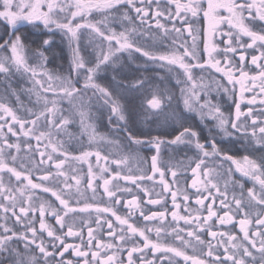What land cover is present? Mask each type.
<instances>
[{"label": "snow or ice", "instance_id": "obj_1", "mask_svg": "<svg viewBox=\"0 0 264 264\" xmlns=\"http://www.w3.org/2000/svg\"><path fill=\"white\" fill-rule=\"evenodd\" d=\"M121 6H124L122 20L127 26L116 31L109 21L113 10ZM93 12L102 14L101 19H89ZM197 17L206 20V29L197 30L193 26ZM0 20L10 26L27 21L40 22L49 30L59 29L72 46L74 71L77 74L83 72V86L78 89L71 77L53 74L47 69L43 52L39 53L40 63L30 64L19 36L8 44L6 57L0 59V73L8 75L14 69L25 74L32 83L26 94L31 97L34 93L36 103L42 104L34 110L22 104L19 96L13 93L19 106L14 107L6 96H0V252L11 250L16 256L15 264H180L177 257L182 258L183 264H249L253 249L264 258V163L248 155L243 156L242 161L238 160L218 149L214 142L206 146L195 131L186 128L167 142L177 144L187 140L195 145L199 156L188 165L173 163L165 170L158 162L160 145L165 141L156 137L150 141L157 153L151 157L152 174L144 171L139 176L122 175L124 169L121 165L127 164L131 153L117 152V158L110 160V154H101L104 145L92 135L88 146L94 147V152L82 148L80 155H71L64 142L55 139L66 130L76 114L84 125L91 116L93 98L108 106L117 122L125 121L119 100L98 84L95 77L98 68L111 61L117 53L135 51L162 67L182 73L178 83L181 84L185 108L197 112L202 119L214 120L225 135L240 134L264 147V31H253L249 27L250 21L264 22V0H0ZM81 30H87L96 42L95 66H88L81 56L77 43ZM137 35H152L153 38L158 35L170 43L166 51H154L139 46ZM48 43V40L44 41L45 45ZM3 47L0 44V48ZM210 69L227 77L228 84L233 86L230 90L216 83V91L223 90L235 96V86L240 85V99L235 101L234 117L226 115L219 105L212 102V86L203 84V75L199 78L195 75L196 70L203 74ZM48 92L57 94L60 100H68L71 107L67 112L57 107L56 100L47 99L45 94ZM245 92L253 93L247 100L249 107L246 112L241 109ZM258 96L261 97L260 110L254 107ZM162 103V97L157 94L146 101L147 108L152 111L161 109ZM99 139L113 147L118 146L116 141L106 136ZM129 139L137 145L144 142L141 138L130 136ZM22 145L27 149L26 164L20 155ZM37 153L39 161L33 159ZM93 155L96 171L90 160ZM69 159L79 164L66 169ZM17 161L20 162L18 166ZM101 161L105 162L103 166ZM84 163L88 166L86 189L81 188L84 177L80 173ZM232 165H235V171L253 182V186L247 188L246 196L243 186L232 179ZM187 171L197 177L191 182L195 191L179 187L173 190V185H179L181 176ZM35 172L42 173L38 177L39 182L33 180ZM157 174L159 184L153 183L148 187L147 183L154 182ZM169 174L170 181L166 179ZM187 179L185 177V183ZM122 180L134 185L135 191L133 187H122ZM229 185H238L240 195L233 193L229 198ZM157 186L161 189L159 192L155 191ZM100 188L109 201L103 207V199L96 201ZM37 189L51 193L60 207L38 197ZM73 189L81 197L85 191L91 190L89 199L92 202L85 201L79 213L92 217L91 210L94 209V220H82L76 224L77 211L70 206ZM169 195L174 209L171 211L167 206ZM179 196L182 200L178 202ZM193 197L198 206L195 209L190 203ZM217 202L218 207L214 208ZM118 205L128 210L127 216L117 214L115 208ZM182 207L185 215L179 214ZM156 208L159 210H154ZM205 211L206 216L203 215ZM169 212L171 220H168ZM69 213H73L71 223L65 220ZM240 214H243L238 220L242 237L231 231L214 230L217 224L235 228L234 220ZM46 216L53 217L59 227L48 224ZM111 217H115L118 223ZM141 221L143 227L140 226ZM180 221H183V226ZM105 225L110 238L108 242H102L99 234ZM153 232L156 242L150 235ZM201 233H206L211 239L205 241ZM166 237L179 241V245L166 243ZM69 238L78 239L79 244L68 243ZM189 238H194L195 243ZM14 242H23V253L14 248ZM189 247L192 255L185 251ZM70 250L76 260L65 259V253Z\"/></svg>", "mask_w": 264, "mask_h": 264}, {"label": "trees", "instance_id": "obj_2", "mask_svg": "<svg viewBox=\"0 0 264 264\" xmlns=\"http://www.w3.org/2000/svg\"><path fill=\"white\" fill-rule=\"evenodd\" d=\"M82 2H90V0H82ZM91 2H103V0H91ZM123 12L124 6H121L118 10H113L109 24L116 31H121L127 26L122 20ZM101 15L93 12L89 19L99 20ZM21 24L26 25L13 31L16 27L12 28L7 22L0 20V44L4 45L3 48H0V59L6 57L8 44L19 36L25 45L27 59L30 64L40 63L39 53L43 52L46 57V67L51 73L71 77L77 83L76 87L78 89L82 88L83 72L77 74L74 71L72 46L68 37L59 29L49 30L40 22L23 21L19 23V25ZM45 40L49 41L47 45L44 44ZM136 40L139 46L154 51L163 52L168 47L167 39H161L158 35H155V38L152 35H137ZM77 43L85 63L88 66H95L97 64V50L92 35L87 30H81L78 34ZM95 79L98 84L107 88L119 100L125 121L117 122L115 117L111 116L108 106L93 98L91 100V116L85 120L84 125L80 122V116L76 114L71 118L66 130L55 137V139L64 142L71 155L81 153L82 148L94 152L95 148H89L88 146L89 133L86 128L93 129L88 127L89 125L94 127L95 136L118 138V141L124 143L130 140V136L141 139L157 137L159 132H155L156 135H154L149 131L150 128L157 130L162 126H173L172 122L175 121V116L178 113L180 114L181 105L178 96L180 95V83L178 81L182 79V73L179 70H169L162 67L158 62L144 57L141 53L135 51L117 53L111 61L98 68ZM138 81L140 83H137ZM53 86L55 87V84ZM31 87V81L21 72L13 69L8 75L0 73V96H6L14 107H19L16 104V95L19 96L20 102L29 108L37 110L42 107V104L36 103L34 93L31 97L26 94V90ZM38 90L42 92V89L38 88ZM13 93L16 95H13ZM153 94H157L163 99L162 104L165 107L162 109L164 113L162 119H159L152 110L147 108L146 101ZM45 95L49 101L56 100L57 107L65 110V112L71 107L68 100H60L59 96L53 92H48ZM88 95H91V92ZM170 101H172V104H170ZM49 106L52 105L49 104ZM73 111L75 112V109ZM160 121L164 123L160 124ZM32 143L34 142L32 141ZM25 153H27V149L23 148L20 155L26 164L28 155ZM19 163L17 161V166ZM11 257V261L7 259L4 264H15L14 256L11 255Z\"/></svg>", "mask_w": 264, "mask_h": 264}, {"label": "flooded vegetation", "instance_id": "obj_3", "mask_svg": "<svg viewBox=\"0 0 264 264\" xmlns=\"http://www.w3.org/2000/svg\"><path fill=\"white\" fill-rule=\"evenodd\" d=\"M225 15L227 13H224ZM193 26L195 28H197V30L200 29H206L207 28V22L203 17H197L194 21H193ZM221 27L226 28V25H222ZM249 27L253 30V31H264V22L259 21V20H255V21H250L249 22ZM185 35H187V33H185ZM245 40H247V37H245ZM189 42L191 43V41L189 40ZM203 47V45L201 44V48ZM222 47V45H221ZM203 55V53H201ZM205 59H207V57H204ZM196 76L197 78L200 75L206 76V80L204 81L206 83V85L208 84V82H214V87L213 91L211 92V99L212 102L219 105V107L221 108V110L226 114V115H230L232 114V116L234 117L235 114V101H239L240 99V85L237 84L235 86V96H231L230 94L224 92L223 90L220 91H216L215 89V85L216 83H220L225 85L226 87H228L230 90H233V86L231 84H228L227 81V77H224L221 73H217L215 71H213V69H210L209 72L203 73L201 74L199 72V70H196ZM255 74V73H253ZM211 75L210 79L211 81L208 80V76ZM238 76V73H237ZM247 83V82H246ZM180 85V95L179 96V104L181 105V108L179 110L180 114L178 113L175 116V121L173 120L172 125L173 126H169L167 125V127L162 126L159 127L157 130H155L154 128H150V132H152L154 135L155 132H159L158 136L159 138H161L163 141H165L164 143H162L160 145V149H159V153H158V162L160 163V165L162 167L166 168L173 163H179V162H183L185 165H188L189 162L191 160L196 159L199 156V151L195 148V145L189 141H185L183 143H177V144H172V143H168L167 141L172 140L176 135H178L181 131H183L184 129H191L193 131H195L197 133V137L198 139L202 142L205 143L206 146H210V144L212 142H214L216 144V146L218 147V149H220L222 152L227 153L228 155H232L233 157L237 158L238 160L242 161V157L245 155L250 156L251 158H254L257 160V162L259 163H264V147H261L259 145H257L254 141H252L251 139L240 135V134H233V135H225L223 131H221L219 129V127L217 126L216 122L210 118H206V119H202L200 117V115L195 112V111H191L188 110L186 108H184L183 102H182V97H181V84ZM257 92H258V88H257ZM203 95V94H202ZM253 93L251 92H245L244 93V97L245 100L243 103H241V109L242 111H247L249 105L247 104V100L250 99L252 97ZM261 99L260 96L257 97V105H255L254 107L257 110H260V105H259V100ZM170 104H172V101H170ZM164 104H162L161 109L159 110H155L152 111L155 115L158 116L159 119L164 118L163 116V112L162 109H164ZM160 124H163V121L159 122ZM151 137V136H150ZM109 138L110 140L116 141L118 143V146L113 147V145H109V144H105V142H103V140L97 139L98 142H103L100 143L102 145H104V151L101 153L102 155L105 154H110V160L111 159H115L117 158V152H123L125 154L131 153V157L128 159L127 164L126 165H121V168L124 169V171L122 172V175L124 174H132L135 176H139L141 175L144 171H148V174L151 175L152 173L150 172V166H151V157L153 155H157L156 153V149L154 148V146L152 145V143L150 142L153 138H146L143 139V143L141 144H135L133 143L131 140H129L128 142H122V141H118V138ZM156 138V137H154ZM33 145L35 146V144L33 143ZM96 150V149H95ZM94 150V151H95ZM79 154H75V155H80ZM138 154V156H137ZM94 159L93 162H95V156L93 155ZM34 159V157H33ZM35 160V159H34ZM105 162L101 161V166L104 165ZM209 165L212 166L211 161H208ZM76 164H79V162L73 163L71 161V159H69V161L66 162L65 168L66 169H70V167H74L76 166ZM86 164V163H85ZM83 165L82 164V170H81V175L84 177V179L82 180V184H81V188L82 189H86L87 188V171H85V169H83ZM192 167H194V164L191 165ZM112 167L114 168L115 165L113 164ZM233 168V177L232 179L237 180L239 182L240 185L243 186V189L245 190V196H246V190L249 187L253 186V182L246 178L243 177L241 175V173L235 171V165H232ZM97 169L94 167V171H96ZM130 170V171H129ZM53 171H55V169H53ZM42 173L39 172H35L33 174V180L34 182H39L38 177L41 175ZM185 177H187V183H185ZM166 179H168L169 181L171 180V176L170 174L168 176H166ZM192 179H197V177H193L191 171H187L184 176H181V180H180V184L179 185H173V190H175L177 187L183 189V188H188L190 191L194 192L195 189L191 188V182ZM202 179V177L200 178ZM75 182L73 181V184ZM98 183L102 184V181H98ZM153 183H155L156 185L159 184V176L158 174L155 176L154 182H148L147 186L148 187H152ZM223 183V182H221ZM121 186H129V187H133L134 191H135V186L131 185L129 182H125V181H121ZM198 187H202V185L198 184ZM229 189H230V193H229V198H231V195L233 193H235L237 196L240 195V189L239 186H231L229 185ZM257 191L259 190V186H256ZM161 189L157 186L155 188L156 192H159ZM36 195L38 197H40L43 200L48 201L49 203H51L53 206L59 208V202L56 201L55 197H53L51 195V193H43L42 190L37 189L35 190ZM92 193L91 190H87L85 191V194L83 197L79 196V194L75 193V189H73V195H72V199L70 200V206L73 207L74 209H76L77 214L75 215V222L76 224L81 223L82 220H94L95 219V214H94V209H92L91 211H93V216L92 217H88L86 213H79V208L83 207V204L85 201L91 203L92 201L89 199L91 197ZM100 199H103L105 201L104 205H101V207L106 206L109 201H108V197L103 194V189L100 188L98 189L97 192V196H96V201H99ZM128 199H131V197H128ZM167 200H168V208L169 210H174L172 209V205H171V197L170 195L167 196ZM179 200H182V196H179L178 202ZM191 206L193 209H195L196 207H198L197 205H195V198L193 197L192 200L190 201ZM206 203H208V201H206ZM218 207V202L216 205H214V208ZM154 210H159L158 208L154 209ZM115 211H117V214L121 215L122 217L127 216L128 214V210L123 208L122 206H116ZM180 215H185V211L183 209V207L178 210ZM220 215H222L223 213L220 212ZM109 216L111 215L110 213L108 214ZM138 215V213H137ZM193 215H196L195 212H193ZM204 216L207 215L206 211L203 213ZM243 214L238 215L235 220L234 223L236 224V227L233 228L232 225H226L223 227H220L217 224L216 229L214 230H218V231H224V232H228L231 231L232 233H234L235 235L242 237V233L240 232L239 229V224H238V220L240 218H242ZM73 219V213H69L68 216L65 217V220L68 221L69 223L72 222ZM111 219L115 222V217H111ZM135 219V218H133ZM168 220H171V215L170 212L168 214ZM46 222L54 227H59L58 225L55 224V219L51 216H46ZM130 222H133L130 220ZM118 223V222H115ZM180 225L183 226V221H180ZM37 228H39V224L37 223ZM140 226L143 227L144 223L141 221L140 222ZM151 226V225H150ZM94 230H95V225H93ZM67 229L65 228V231ZM100 235H102V242H108L109 241V237L106 234V225L104 230L100 231L99 233ZM151 238L153 239L154 242H156V237H155V233H151ZM46 236V233H45ZM139 239V237H137ZM201 238L204 239L205 241L211 239L210 237L207 236L206 233H201ZM85 239H87V235H86V228H85ZM192 240L193 243H195L194 238H189ZM68 243L71 244H79V240L75 239V238H69ZM165 242L168 244H171L172 246H178L179 245V241H173L171 239V237H166L165 238ZM14 248L17 247H22L21 244H14L13 245ZM10 251H5V252H0V264H4L7 259L9 261L11 257ZM186 253L188 255H192V248L189 247L187 249H185ZM223 251V249H221V252ZM253 257L248 258L249 264H264V258H262L259 253L253 249ZM22 252V251H21ZM111 254V253H109ZM124 258L126 259V252L124 254ZM65 259H73L76 260L77 257H75L74 253L71 252V250L69 251V253H65ZM177 260H179L180 264H183V260L182 258L177 257ZM13 261V260H12ZM16 261V259H15Z\"/></svg>", "mask_w": 264, "mask_h": 264}, {"label": "rangeland", "instance_id": "obj_4", "mask_svg": "<svg viewBox=\"0 0 264 264\" xmlns=\"http://www.w3.org/2000/svg\"><path fill=\"white\" fill-rule=\"evenodd\" d=\"M99 1H102V0H99ZM182 2H183V0H182ZM161 6H163V4L161 5ZM21 22H23V21H20V22H18L15 26H10V27H12V28H15V27H17L18 25H19V23H21ZM169 43H170V40H168L167 39V44L169 45ZM213 71H215V69H213ZM196 75V74H195ZM201 76V75H200ZM199 76V77H200ZM198 77V78H199ZM204 77V80H203V84H205L206 85V83L204 82L205 80H206V76H203ZM210 79H212L211 78V75H209L208 76V80L209 81H211ZM199 82V81H198ZM215 82V81H214ZM214 82H208V84L207 85H211V86H214ZM212 88H214V87H212ZM54 99V98H53ZM183 102V101H182ZM184 105V104H183ZM184 108H185V106H184ZM187 109V108H186ZM90 128H93L94 129V127H90ZM93 129L92 130H89V129H87L86 128V130H87V132L89 133L88 134V136L90 137V136H92V135H95V133H94V131H93ZM97 137V139H99V137L98 136H96ZM109 139V138H108ZM33 142H34V144H36V142H35V140H33ZM23 148H25L23 145H22V149ZM41 150H43V142L41 143ZM51 149L49 148V151H50ZM34 159L36 160V161H39L40 160V157H39V154L37 153L35 156H34ZM93 159H94V157L92 156V157H90V160L92 161V163H93V165H94V167H95V162H93ZM28 160V157H26V161ZM87 164H85L84 163V165H83V169H85V171H87ZM14 244H21L22 245V247H19V248H17V247H15V248H17L21 253H23L24 252V245H23V242H14ZM10 254L11 255H13L14 256V258L16 259V256H15V254L12 252V251H10Z\"/></svg>", "mask_w": 264, "mask_h": 264}, {"label": "water", "instance_id": "obj_5", "mask_svg": "<svg viewBox=\"0 0 264 264\" xmlns=\"http://www.w3.org/2000/svg\"><path fill=\"white\" fill-rule=\"evenodd\" d=\"M25 25H26V24H21V25L17 26L13 31H15L16 29L22 28V27H24Z\"/></svg>", "mask_w": 264, "mask_h": 264}]
</instances>
